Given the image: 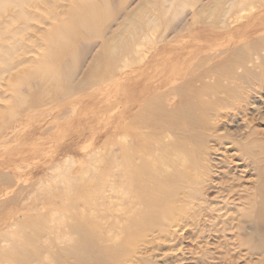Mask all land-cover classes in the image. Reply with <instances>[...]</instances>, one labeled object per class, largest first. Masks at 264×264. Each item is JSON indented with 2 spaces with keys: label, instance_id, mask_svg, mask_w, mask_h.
<instances>
[{
  "label": "rangeland",
  "instance_id": "obj_1",
  "mask_svg": "<svg viewBox=\"0 0 264 264\" xmlns=\"http://www.w3.org/2000/svg\"><path fill=\"white\" fill-rule=\"evenodd\" d=\"M48 1L50 4L46 9L24 4L23 11L30 16L26 20L17 13L21 6L10 7L7 2L0 0L1 223L7 222L8 215L18 210L17 215L28 216L22 220L23 231L18 235H33L34 245H27L29 249L39 251L42 255L55 254L66 244L76 240L77 235L72 232L71 226L73 223H82L83 216L87 218V225L95 234H100L101 231L107 234L108 227L119 233L114 239H108L109 243L123 241L126 234L125 217L134 215L140 208L139 205L133 209L128 202L117 198L109 201V192L103 193L101 205L90 200H97L102 193L99 190L102 186L99 175H103L106 171L103 170L110 166L114 153H117L118 160L122 162L119 164L120 172L115 174L118 184L120 180L127 181L129 178L127 174L121 176L124 171L129 172L128 158L132 154H144L138 140L143 135L141 132L146 130L144 124L148 125L150 121L146 122L139 117L144 114L140 110L144 103L140 100L145 102L153 94V88L157 89L155 86L161 82V89L158 88L155 92L162 95L166 107L172 108L179 104L181 97L168 91L174 84L164 82V76L172 73L177 76L172 79H176L185 92L201 89L190 100L208 104L204 119L207 145L203 149L207 166L204 169L199 167L202 177L199 183H183L184 191H193V197H187L188 193L181 195L182 205L186 209L185 216L163 229L144 233L134 241L132 252L119 264H264L261 261L262 255L252 253L248 249V243L244 242L246 236L257 237L264 232V219L261 223L253 222L257 215L264 218V210L261 209L264 205V40H256L258 34L264 31V25L250 31L251 25L245 19L235 21V18H230L229 26L226 24L219 26L217 30H211L206 27L204 16L200 20L189 5L183 10L184 21L180 35L165 41L153 37V42L138 47L141 49L145 46L146 55L142 60H130L123 76L116 80L117 86L119 85L116 86V92L120 94H117V107L111 110V114L99 112L97 115L104 118L97 120L95 111H103L107 102H98L93 96H89L83 102L81 110H76L77 114H70L64 120L56 122L51 117H43L49 124L47 126L41 120L40 109L44 101L47 102L52 95L49 89L66 83L63 75L66 60H81L79 53L84 38L82 36L75 41L72 54L69 51L60 57V64L55 69L45 72L44 33L52 27V19L48 15L63 21L69 10L68 0ZM154 1L157 0H110L113 4H109L116 12L108 8L110 17L107 20L101 18L105 26H112V37L108 44L113 46L121 43L146 13L154 15V10L151 11ZM202 1L207 13L208 5L215 0ZM197 19L200 20L198 25L195 23ZM224 29L227 33H221L220 36H226L225 39L233 34L235 41L243 36L249 37V41L240 43L243 45L236 49H232L231 45L226 53H216L215 56L211 54L212 60L200 61V65L207 69L198 70L199 67H196L192 72L191 66L189 67L190 59L209 54L211 49L204 46L213 44L218 36L216 33ZM159 30L160 27L156 32ZM178 38L180 39L176 41ZM86 41L92 42V55L104 40L97 34H91ZM187 51L190 55L186 58ZM8 52L11 58L14 57L22 63L13 66L10 71H5V57ZM89 57L91 56H83L84 62L80 63L84 64L83 69L85 60ZM137 57L129 54L130 59ZM90 60L91 58L87 59L88 62ZM205 73L207 77L199 81ZM147 76L152 77V80ZM37 80L39 85L33 87ZM141 81L152 83L141 97L135 99L134 92H141ZM203 82L205 87L201 84ZM213 83L216 84L214 90L211 88ZM31 99L39 101L41 106L33 109L29 102ZM196 113H200L199 108ZM136 119L138 120L135 121ZM129 121L137 126L136 131L129 132ZM81 132L83 135L76 145V136ZM172 139L173 136L164 138L166 142ZM87 154H91V157ZM66 157H73L75 163L69 162V166H65L63 159ZM92 163L98 169L95 176L89 179L86 171ZM79 165L76 172L74 169ZM66 170H72V174L76 172L78 176L85 174L86 177L81 184L82 189L72 192L68 198L64 196L65 186L61 177ZM116 189L113 196L121 194L120 188ZM14 197L17 201H13ZM72 203L78 204L76 209L74 205L71 206ZM56 209L61 212L57 215L64 217L61 225L56 222L49 223L52 210ZM101 214L107 215L106 222L100 218ZM10 230L16 232L17 227L13 226ZM112 234L113 232H109L108 236ZM4 243H0V248L7 247L5 250H9L8 242ZM56 256L60 257V261L63 260V256ZM12 261L14 259L10 257L2 264H10ZM44 261L51 264L48 259Z\"/></svg>",
  "mask_w": 264,
  "mask_h": 264
},
{
  "label": "bare ground",
  "instance_id": "obj_2",
  "mask_svg": "<svg viewBox=\"0 0 264 264\" xmlns=\"http://www.w3.org/2000/svg\"><path fill=\"white\" fill-rule=\"evenodd\" d=\"M2 1L7 2L10 7L21 6L17 13L23 15L26 20H28L30 16L23 11L24 4H33L35 7L43 9H46L50 4L48 0ZM190 1L191 0L154 1L155 3L153 2L154 5L152 6L154 8L151 10H154V15L146 13L144 17L142 16L141 22L132 28L130 34L128 32L126 39L113 46L108 44V41L112 37V26L111 24L105 26L104 21H101V18L107 20L110 17L108 8L116 12L114 8H111L109 4L110 0H68L69 10L63 21L55 20L54 17H50L47 13L48 17L52 19V27L47 29L44 33L45 48L43 50V56L46 60L45 72L48 73L55 69L60 64V57L71 51L76 40L81 39L82 36L84 38L82 40V49L79 53L81 60L77 61L73 58H68L65 62L63 75L66 77V83L62 86L55 85V87L49 89L52 95H50L47 102L44 101L42 109H40V112H42L40 113V117L43 123L47 124V126L49 125L44 119L45 116L51 117L50 119L52 121L58 122V120L66 119L70 114H77L76 110H81L83 102L87 100L89 96H93L98 102L101 100H106L107 102L103 111L100 109L95 111L96 113L94 114L98 116L97 120L98 118H104L97 115L99 112H110L111 114V110L117 107L115 106L117 94H120V92H116V80L123 76V71L128 66L130 60V62L137 59L142 60L146 55L144 50L145 46L141 49H138V47L143 46L145 43L153 42L154 38L165 41L170 37L175 39L180 35L184 21L183 10L189 5L193 7L192 11L200 20L203 19L204 16L206 20H204V23L206 27H210L211 30H217L219 26L226 24L229 26L231 22H228V19L230 18H235V21L238 19H245V22L251 25L250 31L264 25V0H215L214 2H210L209 5L213 3L211 6L208 5V11L206 10L207 13H205V5L202 0ZM256 7L259 9H256ZM82 12L88 13L81 17L80 15L83 14ZM243 12H247V14H243ZM200 20L197 19L195 21L196 25H198ZM65 21H67V23H64ZM159 27L160 30L156 32V29ZM225 31L226 29L220 31V33H216L218 36L215 38L213 44L204 46L206 49H211L209 54L190 59L189 67L191 66L190 70L192 72H194L193 69H196V67H199L197 68L198 70L207 69L200 65V61H210L213 59L212 55L215 56L216 53L223 54L228 52L231 45H233L232 49H236L249 41V37L247 36H243L238 41H235L232 36L233 34L228 35L229 38L225 39L226 36H220V34ZM91 34H97L104 40L99 49L92 55H90V51L93 48L92 42L86 41L87 37ZM105 36L106 39H104ZM179 39L180 38L176 39V41ZM256 40H264V31L258 34ZM182 44L183 43H180V45ZM69 54H72V51ZM129 54H134L138 57L136 59H130ZM84 55L87 57L91 56L89 57L91 60L89 62L87 61L89 58L85 60V68L83 69L84 64L80 65V63L83 61ZM189 55L190 52H185L186 58ZM21 63L22 61H17L14 57L11 58V54L8 52L5 57V71H10L13 66H18ZM175 70L177 71V68ZM174 77L177 76L168 73L164 76V82L168 81V83L174 84L168 88V91L181 97L179 104L172 108L166 107L162 95L155 92L162 86L161 82L155 86L157 89L153 88V94L149 96L147 100L145 99V102L144 100H140V102L144 103L140 109L144 114L139 117L146 122L150 121V123L148 125L144 124L146 130L143 133L141 132L143 135H140L139 138L141 139L138 140L143 147L144 154L142 156L132 154V156L128 158L129 172L127 170L121 174V176L126 174L129 175L127 181L120 180V184L116 183L117 179L115 174L120 172L121 165L119 164L122 162L118 160L117 153H114L113 161L110 166L103 170H106L103 175H99V179L102 181V186L99 190H101L102 193L97 200H95V198L90 200L92 203H100L101 205L103 204V193L109 192L107 196V199H110L109 201L113 198H117L122 202H128L133 209L136 205H139L140 208L134 215L125 217L127 222L125 224L126 234L124 240L121 242L112 241L109 243L108 239H114L119 233L114 232L113 228L108 227L106 232H113L112 235L108 236V233L104 234V231H101L100 234H95L94 231L92 232L89 225H87V218L83 216L82 223H73L71 226L72 232L77 235L76 240L66 244L61 251L55 254L44 253V255H42L39 251L29 249L27 245V243L34 245L35 240L33 235L21 234L22 237H19L18 234L23 231L22 225L24 222L22 220H25L28 216L24 214L17 215L16 213L19 212L18 210L8 215L9 220L7 222L1 223L0 221V229L3 230H0V243L5 242L4 244H6V242H8L10 247L9 250H5L7 247L5 249L3 247L0 248V264L8 261L10 257L14 259L10 264H48L44 259H48L51 264H53V262L54 264H119L132 252L134 241L144 233L149 230L163 229L169 223L182 218L181 216H185L186 209L182 205L183 200L181 199V195L182 193H188V197L193 191H191V189L184 191L183 183H199L198 181L202 178L200 176L201 171L199 167H203L204 169V166H207L203 149L205 144L207 145V136L205 134L206 124L204 119L208 104L204 102L195 103L190 100L192 95L198 94L197 91L199 92L201 89H191L189 92H185L180 84L176 82V79H172ZM204 77H207V73H205L199 81ZM147 78L152 80V77L147 76ZM146 81H141L142 89L140 93L134 92L135 99L139 96L141 97L144 94V90L148 89V86L152 83H147ZM10 82H12V79ZM164 82L162 81V83ZM37 83H39V80L35 81L33 87L38 86L39 84ZM201 84L203 87L206 86L204 82ZM215 85V83L211 84L213 90ZM13 86L14 84L12 87ZM117 87H119V85ZM221 93L223 92H219V94ZM29 102L33 109L41 106L40 102L35 99H31ZM197 108L200 110L199 114L196 113ZM115 110H117V108ZM45 111L46 114H44ZM61 115L62 118L60 117ZM137 120L138 119L135 121ZM136 130L137 126L129 121V132H134ZM165 131L171 135H167ZM81 135H83L82 132L76 136V145L79 144ZM168 136H173V139L166 142L164 138ZM175 150H177V152ZM87 155L91 157V154ZM91 159L92 161L94 160L93 158ZM135 161L138 162L133 163ZM69 162L74 164L75 159L73 157H66L63 159L65 166L68 165ZM79 167L80 165L74 170L77 172ZM97 169L95 163L90 164V168L86 171L88 172L87 178L90 179L92 176H95ZM110 170H112V172ZM76 172L72 174V170H66L61 175L65 186L64 196H66V198H68L72 192L80 191V188L82 189L81 184L84 182V178H86L84 177L85 174L83 176H78ZM116 188H120L121 194L113 196L112 194L117 191ZM16 197L13 198V201H17ZM79 198L84 197L79 196ZM79 198L77 197V201L80 202L81 200ZM68 205L70 206V204ZM72 205H74L73 207L76 209L75 206L78 204L72 203L71 206ZM14 207L16 206L14 205ZM261 209L264 210V205L261 206ZM100 211H102V209H100ZM59 212L60 211L57 209L52 210L49 223L56 222L57 225H61L63 216L57 215ZM113 216L117 220H120L116 215ZM100 218L106 222L107 215L101 214ZM263 219L262 215H257L253 222L261 223ZM28 221L32 222L31 219H28ZM13 226L17 227L16 232H11L12 230L10 229H12ZM244 242L248 243V249L252 253L262 255L261 261L264 263V232L257 237L256 235H248L244 238ZM51 255L53 258H49ZM56 255L63 256V260L60 261V257Z\"/></svg>",
  "mask_w": 264,
  "mask_h": 264
}]
</instances>
